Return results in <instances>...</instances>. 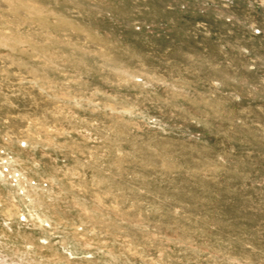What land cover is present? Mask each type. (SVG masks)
I'll use <instances>...</instances> for the list:
<instances>
[{
	"label": "rangeland",
	"instance_id": "1",
	"mask_svg": "<svg viewBox=\"0 0 264 264\" xmlns=\"http://www.w3.org/2000/svg\"><path fill=\"white\" fill-rule=\"evenodd\" d=\"M196 1L0 0V264H264V8Z\"/></svg>",
	"mask_w": 264,
	"mask_h": 264
},
{
	"label": "bare ground",
	"instance_id": "2",
	"mask_svg": "<svg viewBox=\"0 0 264 264\" xmlns=\"http://www.w3.org/2000/svg\"><path fill=\"white\" fill-rule=\"evenodd\" d=\"M233 1H234V0H233ZM249 1L256 2L257 4H260V5L264 8V0H249ZM172 2L176 4V7H177L178 9L183 8L184 10H185L186 8L188 9V5H189L190 2H191V3H194V4L197 3L196 0H172ZM215 2H216V1L214 0L212 3H214V4L216 5ZM217 2H218V1H217ZM220 3H221V2H218V3H217V6L220 5L221 8L225 9L226 11H228L227 6H226V5H222V3H221V4H220ZM263 12H264V10H263ZM253 25H254V24H253Z\"/></svg>",
	"mask_w": 264,
	"mask_h": 264
},
{
	"label": "built area",
	"instance_id": "3",
	"mask_svg": "<svg viewBox=\"0 0 264 264\" xmlns=\"http://www.w3.org/2000/svg\"><path fill=\"white\" fill-rule=\"evenodd\" d=\"M209 1L213 2L214 0H209ZM219 2H221L222 5H226L228 10L230 9V7L232 8L233 6V0H219ZM227 21H230V20L227 19Z\"/></svg>",
	"mask_w": 264,
	"mask_h": 264
}]
</instances>
